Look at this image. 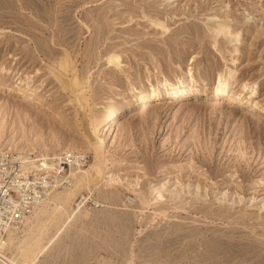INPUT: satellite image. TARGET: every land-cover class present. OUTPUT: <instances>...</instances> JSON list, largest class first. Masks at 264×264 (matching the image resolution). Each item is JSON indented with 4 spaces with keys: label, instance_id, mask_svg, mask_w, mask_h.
Returning a JSON list of instances; mask_svg holds the SVG:
<instances>
[{
    "label": "rangeland",
    "instance_id": "rangeland-1",
    "mask_svg": "<svg viewBox=\"0 0 264 264\" xmlns=\"http://www.w3.org/2000/svg\"><path fill=\"white\" fill-rule=\"evenodd\" d=\"M228 68L241 107L193 106ZM182 75L187 94L104 128V171L119 180L79 188L88 210L48 232L31 264H264V0H0V85L41 101L0 86V149L37 164L67 153L86 168L79 87L94 114L132 85Z\"/></svg>",
    "mask_w": 264,
    "mask_h": 264
},
{
    "label": "bare ground",
    "instance_id": "bare-ground-1",
    "mask_svg": "<svg viewBox=\"0 0 264 264\" xmlns=\"http://www.w3.org/2000/svg\"><path fill=\"white\" fill-rule=\"evenodd\" d=\"M217 29L220 32L223 28L217 27ZM106 59L115 66L120 64L119 56L115 53L109 54ZM234 74L235 69L233 68H228L227 73H217L212 81L214 89L213 96H210L209 99L195 100L193 106H198V109H220L228 103L229 105L227 107L230 109H238L239 106L241 107L239 101H234L228 95ZM201 83L199 90L200 92H204L207 90L205 78H202ZM189 85L194 86V80L191 75L177 76L173 80H170L168 77H162L160 80H156L155 83H151L149 87L146 86L145 88L132 85L131 87L129 86L130 89L126 94L116 95L104 110L94 114H89V111L86 112L87 108H89V103L83 89L79 87L77 89V96L74 95L75 93L72 95L75 96L78 104L81 105V109L78 108L81 117L79 126L83 131L81 132L86 141L83 149L92 153L93 161L86 168H79L83 166L82 161L75 158L73 161H69L68 170L60 174L64 168L57 159L58 155L43 156L38 159V164L36 160L22 155L23 176L34 174L35 176L39 175L43 179L52 177L54 180L42 199L32 206L25 220L18 227L7 230L4 237L0 240V264H8V262L11 264H31L37 252L41 250L40 244L48 232L55 229L53 236L56 235L73 221L79 219L84 214V210H88L84 201V199H87L86 196L84 199L77 201V197H79L81 191H77L79 188L84 187L89 190V187L91 188L93 186L94 189H98L100 186L97 183L100 181H103L106 187L115 183L116 179L119 180L118 175L109 174V170L104 171L107 165L112 163V161H109V144L102 135L106 126V130L110 126H116V120L120 115H122L123 119L133 116V107L140 105L144 108L145 105L143 103L147 100H154L164 95L175 94L176 91L179 92L175 95L187 94L189 92ZM240 85L242 90L246 87L247 83L243 82ZM0 86L4 87L9 93L20 94L23 99L22 101L30 106L41 104L39 99L23 92L18 87L10 85ZM256 89V85L251 86L248 97L258 93ZM230 104H236V106H231ZM42 166L48 168H40ZM63 179L64 181H62ZM128 185L134 190L139 187L132 185V183H128ZM158 198H161L160 194L154 196L155 200ZM92 200L94 207L97 205L101 207L105 206L96 197H93ZM125 201L128 203L132 202L128 197ZM6 250L13 251L11 257L6 255ZM28 256H31V258H28Z\"/></svg>",
    "mask_w": 264,
    "mask_h": 264
},
{
    "label": "built area",
    "instance_id": "built-area-1",
    "mask_svg": "<svg viewBox=\"0 0 264 264\" xmlns=\"http://www.w3.org/2000/svg\"><path fill=\"white\" fill-rule=\"evenodd\" d=\"M75 158L81 161L79 156L67 153L58 156L64 168L60 174L66 171L69 161ZM22 167L21 154L0 149V240L7 230L18 227L25 220L32 206L42 199L54 180L52 177L43 179L34 174L23 176ZM84 197V193H81L77 201ZM84 201L86 203L87 199Z\"/></svg>",
    "mask_w": 264,
    "mask_h": 264
}]
</instances>
